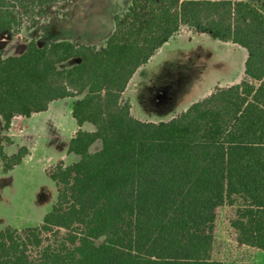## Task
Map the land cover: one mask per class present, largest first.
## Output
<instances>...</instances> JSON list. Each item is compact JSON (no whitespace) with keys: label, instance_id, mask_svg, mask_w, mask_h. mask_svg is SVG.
Instances as JSON below:
<instances>
[{"label":"trees","instance_id":"1","mask_svg":"<svg viewBox=\"0 0 264 264\" xmlns=\"http://www.w3.org/2000/svg\"><path fill=\"white\" fill-rule=\"evenodd\" d=\"M63 1L0 0V33H19ZM183 25L245 48L244 78L170 120H140L123 92ZM65 97L76 98L77 123L95 130L70 139L77 161L45 169L57 200L42 222L0 229V264H224L213 255L224 205L236 241L264 250V0H131L103 45L33 38L19 55L0 52L6 131L16 115ZM4 142L7 172L29 151L8 154Z\"/></svg>","mask_w":264,"mask_h":264},{"label":"rangeland","instance_id":"2","mask_svg":"<svg viewBox=\"0 0 264 264\" xmlns=\"http://www.w3.org/2000/svg\"><path fill=\"white\" fill-rule=\"evenodd\" d=\"M77 3L79 0L56 2L47 14L37 18V22L70 17V13L76 11ZM130 4L131 0H115L113 7L117 8V14L122 15ZM25 21L28 23L27 20ZM37 22L29 24L35 26ZM19 33L9 31L0 33V52L3 55L4 50L1 47H6L9 52H15L13 45L16 41L27 44L30 40ZM9 52L4 56H8ZM246 57L247 50L242 46L213 39L205 32H195L187 25H183L180 31L152 57L149 64L138 69L130 86V92L132 88H137L140 83L146 81L147 86L159 89L164 103L172 98L175 103L169 104V108L166 105L159 106L162 112L155 111L156 107L150 104L147 110L142 107L141 116L148 121H166L172 117V112L181 113L190 104L204 98L215 88L227 87L231 85L229 84L231 81L233 83L241 81L244 78ZM76 62L77 59L73 58L61 63L60 67H69ZM123 99L129 101V94L126 93ZM131 99L138 105L141 100L140 94L133 93ZM152 103L157 102L153 100ZM89 127L93 128V125L90 124ZM14 129L19 131L20 126L15 125ZM12 137L15 138L10 137L12 143L4 142L5 146L9 147L7 148L9 154L16 152L14 146L19 143L15 136ZM100 147L101 142L96 141L91 146V151L95 152ZM35 153L36 158H42L50 154L56 155L57 150L44 138L38 141ZM75 159L78 160V157L76 156ZM3 172L0 165V229L7 225L22 229L25 226L41 223L44 215L57 200L56 184L45 173L42 164L39 163L37 166L22 164L13 172L10 179ZM233 210L234 208L229 205L219 209L213 255L224 264H255L256 255L264 251L261 252L257 248L236 241L235 232L229 223Z\"/></svg>","mask_w":264,"mask_h":264},{"label":"crops","instance_id":"3","mask_svg":"<svg viewBox=\"0 0 264 264\" xmlns=\"http://www.w3.org/2000/svg\"><path fill=\"white\" fill-rule=\"evenodd\" d=\"M113 2L115 3V0H79V3H77L78 6L75 9L76 11L74 13L71 12L70 17L65 16L66 18L51 20L48 22L41 20L38 21L35 26H32L29 24L30 22L26 23L25 21L23 22L21 33L19 34H22V36L27 39L35 38L40 45L49 40H70L78 43L94 44L98 46L103 45L114 30V16L118 13L117 8L115 6L113 7ZM25 48L26 44L24 42L20 43L17 41L15 42V45H13V49H16L15 52H9L6 47H1V49L4 50V55H6L7 52H9L8 55H19L24 52ZM161 48H159V50ZM159 50H157L154 55H156ZM149 61L146 64H149ZM137 72H135L130 79L125 91L123 92V97L126 93L129 94L131 113L134 117L143 121H148L141 116L142 107L147 110V108H149L148 104H150L156 107L155 111H159V106L162 107L166 105L169 108V104H174L175 101L170 98L164 103V101L161 100V92L159 89L147 86L146 81L142 84L140 83V85L138 84L139 86L137 88H132V91L130 92V86H132V82ZM229 84H233V81ZM133 93L140 94L141 100L138 105H136L131 99V95ZM75 99L76 98L74 97H65L53 100L50 102L47 110L33 113L30 117L16 115L13 118L8 131L4 129V122L0 116V138L4 135H8L9 137L15 139L12 137L15 136L19 142L17 146H14L16 149L15 151L17 152V149L21 145L26 146L29 151L21 164L15 166L7 172H3L9 176L7 177L8 179L11 178L13 172L22 164L37 166L41 163L42 168L45 171L47 167L54 165L60 159L63 160L65 165H69L77 161L75 158L76 156L78 157V155L68 151L70 139L78 129L94 131L95 126L88 121L84 122L82 125L77 123L75 118L72 116V103ZM153 100H156L157 103H152ZM168 108L166 110H168ZM186 109H184V111ZM134 111H136V114H134ZM159 112H162V110ZM179 114L180 113L174 114L172 112V117L170 119ZM152 122L159 121L153 120ZM90 124L93 125V128L89 127ZM15 125L20 126L19 131L14 129ZM44 138L48 140L50 146L56 147L57 154H50L46 157L36 158L37 155L35 151L37 143L40 139ZM7 148L9 147L5 146V150L8 153ZM263 251L264 250H261V252ZM255 264H264V253L256 255Z\"/></svg>","mask_w":264,"mask_h":264}]
</instances>
